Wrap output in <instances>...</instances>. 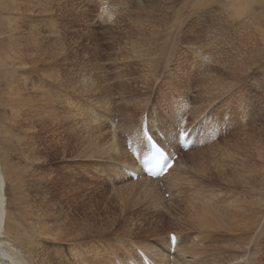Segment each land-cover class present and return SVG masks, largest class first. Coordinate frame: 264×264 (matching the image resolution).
Returning <instances> with one entry per match:
<instances>
[{
  "label": "rangeland",
  "instance_id": "rangeland-1",
  "mask_svg": "<svg viewBox=\"0 0 264 264\" xmlns=\"http://www.w3.org/2000/svg\"><path fill=\"white\" fill-rule=\"evenodd\" d=\"M211 1L0 0V16H3V19L0 18V56L4 55L5 59L12 46L4 31L13 22L18 27L15 33L20 32L14 45H19L25 51L24 62L28 66L21 70L29 73L28 81H34L37 88L45 91L48 81V87L49 84H55L52 74L56 72L63 78L64 83L67 81L69 84L60 93H64L80 106H67L66 109L59 107V111L65 114L64 133L60 129L46 134L49 145L46 153L50 156L51 165L50 170L44 173L53 174L51 176L61 174L66 181L76 182L75 189L79 187L77 193L80 200L76 209L65 211L71 214L73 212L71 217L78 219L84 227L85 235L79 239L80 246L76 249L84 257L94 258L95 262L92 264H106L110 255L112 264H139L138 252L143 250V243L164 251L163 249H168L167 234H176L177 230L181 233L185 231V235L181 234L183 242L178 247L180 250L185 244L188 245V240L198 237L196 246L203 254L194 259L197 264H229L230 261V264H264V208L256 203L258 209L262 208L261 214L256 216L258 222L254 223L251 230L241 233L243 224L251 226L249 217L240 218L241 210L232 207L233 198L230 194L216 188H205L200 182L201 179L206 182L208 177L212 183L217 184L223 174L221 172L230 170L225 168L223 160L227 159L222 153L226 149L232 151L234 140L242 141L247 138L237 135L238 131L234 130L238 120H242L240 114L237 110L233 114L232 110L227 112L232 125L227 133L226 125L221 126L224 117L218 115L217 137H214L213 127L200 124V117L196 120L201 109L205 110L201 115L202 119L208 115L212 120L209 112L212 113L219 102L230 101L233 99L230 97L233 92L236 95L241 92L242 99L251 105L248 112L254 124L252 127L243 124L245 127L237 128L241 132L264 135V0H241L242 5L248 6L244 13L226 6L230 0ZM13 2L20 4V10L14 15L16 19L10 20L7 17L12 14L7 9L13 8ZM153 21L156 22L155 25ZM149 22H152V26ZM163 32L176 36L178 34L181 41H175L174 51L162 55L154 49L162 47ZM176 36L173 37L174 40ZM148 62L150 66L151 62L157 63L153 68L149 67ZM6 69L10 71L7 70L0 76V121L10 129L12 114L7 95L4 96V81L10 79L13 69ZM50 75L52 78L48 77ZM38 80L42 82L41 85ZM220 86L225 87L222 92L217 90ZM30 89L28 93L32 98L33 91ZM236 102L234 100L231 103L237 109ZM105 104L110 108L105 107ZM134 105L137 106L136 113L130 109L136 107ZM89 108H92L90 112ZM222 110L219 108L216 112L221 114ZM127 113L134 116L132 119L137 129L141 122L143 124L146 121L147 115H157L165 125L172 123L171 127L173 124L184 127H190L191 124L202 125L201 127L204 125L205 141H199L192 147L191 155L182 168L191 177L190 188L186 187L188 191L184 197L174 198L160 182L157 185L158 193L156 189H152L153 191L146 194L138 184H130V180L128 182L127 168L122 169L121 174L126 180L122 179L118 171L121 160L117 163L112 154L106 153V149L113 132L124 149L123 140L128 138L124 129L128 124L123 116ZM178 118L181 121L175 123ZM188 129L191 130V127ZM196 133L198 137H202V132ZM141 138L142 135H139L138 140L142 141ZM2 145L5 151H14L12 154L15 157L14 153L19 148L17 139H2ZM179 148L177 150L181 152ZM127 157L129 160L128 152ZM13 162H18V167L24 166L20 157H15ZM7 163L4 159L3 164ZM258 171L259 174L264 173L259 169ZM238 172L240 169L230 170L226 173V179L234 184L240 177ZM242 174L247 176L248 172ZM5 175L8 211L16 221L24 223V214H29V210L20 204V180L10 167L5 169ZM174 178L175 175L172 180ZM161 182H165V179ZM222 185L225 187L227 184ZM195 186H199L197 190L200 192ZM223 199L225 202L219 204ZM178 200H182V203L177 204ZM204 201L206 207H202ZM221 204H228L230 207L227 214H240L239 218H235L238 226L232 227L233 223L230 221L228 228L222 229L224 236L215 234L219 232L213 229H198L194 225V219L188 217L192 213L197 214L196 212L201 214V210L209 206L210 216L214 217L215 209L226 207ZM189 209L196 212L191 213ZM58 224L54 222L51 226L58 227ZM68 229L70 228L67 227L64 232L61 228L57 229V235L68 232ZM54 244L66 250L68 257L73 255L63 244ZM68 244L70 245L67 243L64 246ZM131 250L135 252L134 255ZM173 251L174 247L169 244L168 255L173 260L167 264L175 261H178L177 264H185L189 261L180 258ZM147 257L159 264L152 256Z\"/></svg>",
  "mask_w": 264,
  "mask_h": 264
},
{
  "label": "bare ground",
  "instance_id": "bare-ground-1",
  "mask_svg": "<svg viewBox=\"0 0 264 264\" xmlns=\"http://www.w3.org/2000/svg\"><path fill=\"white\" fill-rule=\"evenodd\" d=\"M197 1H198L197 3H199V0ZM13 4L14 6L12 9H7L12 14L11 16L7 17V19H10V20L16 19L14 15H17L18 11L20 10V4L18 2L17 3L13 2ZM225 4L223 5L225 6ZM226 6H229V7L231 6L239 13H244V9L246 10V8L248 7V6L246 7L245 5H242L241 0H232V1L230 0V3L227 4ZM0 8H1V5H0ZM162 8L164 10V6ZM0 18L3 19V16H0ZM149 23H151V26H152V22H149ZM17 29H18L17 25H15L13 22L9 23V28H7V30L4 32L8 34V38L11 40L12 46L9 48V53L6 54L5 59L3 57L4 55L2 56L3 58L0 56V76L4 75L7 72L8 69L6 68L13 69L10 79L7 78V80L4 81L6 84V90L4 89L6 93L4 96L7 95L6 97L9 100L8 101L9 102L8 105L10 108L9 110L11 111V114H12L11 123L9 125L10 129L7 125L1 124V121H0V153L2 154V157L0 154V264H92V262H95L94 258H92L91 256L90 258H86L84 257L85 255L83 253H79L78 249H76V247L78 248L80 246V243H78V241H80L79 239H81L85 235L83 234L84 227L81 226L80 221L78 219L73 218L74 216L71 217L72 214L74 215L73 212L71 214L70 212L65 211L67 209L76 207L78 201L80 200V195L79 193H77L79 187L75 189L74 187L76 186L74 183L76 182L68 181V180L66 181V179H64L65 177L63 178L61 174L56 173L54 174V176H51L53 174L50 175V173L48 174L44 173L45 171L50 170L49 166L51 165L50 156L47 155L46 153V149H49L48 148L49 145H47V136L51 132H57L60 129H63L61 133H64L65 114L64 112L59 111L60 110L59 107L61 108L64 107V109H66L67 106H73L76 108H80V106H77V103L73 101L72 99L68 98L64 93H60V92H63V88H67L66 84L68 83L67 81H65L64 83L63 78H60L59 77L60 75L58 76L56 72L55 74H52V77L54 78L56 82L54 81L55 84L51 86L49 84V87L46 85L49 82L48 77L49 78H52V77L51 75L47 77L48 82L45 84L46 86L45 91L41 90V88H37L36 83H33L34 81L32 82L29 80L31 82L29 84V81H28L29 78H27L29 76V73L27 71L21 70L25 66H28V63L26 65L25 63L26 61L24 62V52L25 51L24 49H21L19 45L17 44L14 45V42L15 40H17L16 38L18 34L20 33V32L15 33ZM156 34H158V32H156ZM174 36H176V34L171 35L170 32H163V36L161 37V41H163L162 47L160 48L157 47L154 50L159 51V53L162 55L165 53L167 54L168 51H174L173 44H175V41L176 43L178 41H181V37L178 34L175 37V40L173 39ZM150 39L148 41H151ZM192 39L193 37L190 38V40ZM154 62L153 63L151 62V66H150V62H148L149 67L154 68L157 63V62L156 63ZM5 76H8V75H5ZM39 83L40 85L42 84L41 81H39ZM30 86L33 91L32 98L29 96V93H28V89H30ZM224 89L225 87L221 88L220 86L218 87L217 90L222 92ZM236 94H237L236 92L235 94L233 92L230 97L238 102L237 109L236 107L232 106L233 104L231 102L234 101L233 99H231L230 101L223 100L218 103L217 108L215 109L213 108L214 110L212 113L209 112V114L212 115V120L210 119L211 116H208V115L203 116V119H202L201 115L203 111H205L204 109L203 110L201 109L200 111H198L199 116L196 117V120L200 117L199 119L200 124H204L205 126H208V127H213L214 137H217V135L219 134V129L217 127L219 123L217 122L218 115H222L224 117L223 118L224 122L221 126L226 125L225 133H227L229 132L230 125H231V118L230 116L229 117L227 116V114H229L227 112L228 111L230 112L232 110L233 112L231 114H233L237 110L240 114V119L242 120H238V125L236 126V128H234V130L238 131L237 135L240 134L243 136H247V138L242 141H239L237 139L234 140L232 144V151L230 152L228 149H226L225 152L229 151L228 152L229 154L228 153L225 154V152L223 151L224 153H222V155L224 158L226 157L225 159H227V160H223L226 163V164L224 163V165H226L225 168L226 169L228 168L230 170L235 169V171L240 169V172L238 173L240 174L239 176L241 178L239 177L235 181V183L232 184L231 180L226 179V176H227L226 173H228L230 170H226L224 172H221L223 174H221L220 182L217 184L212 183L208 177H206V182L204 181V179H201V178H200L201 180L200 179L199 180L200 182L203 183L202 185H204L205 188L207 187L216 188L220 192L225 191L232 196V198L234 199L233 200L231 198L232 199L231 203L233 204L232 207H234L235 209L241 210L240 218L244 219L245 216L249 217V220L252 223L251 226L248 224H245V225L243 224L241 228V233H242L243 231L247 232V230H251V227L254 225V223L258 222V218L256 216L258 214H261L262 208H264V204H263L264 202V173L259 174V171H258L259 169L260 172H264V135H261L260 133H258L257 135L253 133L250 134L248 132L246 133L241 132L237 128L238 126L239 128L242 126L245 127V125H250L252 127L254 124V121L253 119L249 118L250 116H249L248 111L250 110L249 109L250 108L249 106H251L249 105L250 103L248 104L244 99H242L241 92H239L238 95ZM106 106L107 104H105V107ZM107 107L110 108L109 105ZM124 108H127V107L125 106ZM219 108L223 109L221 114H218L219 112H216L217 109ZM91 109L92 108H89L88 112H90ZM105 109H103V111H107ZM130 109L134 113H136L137 106L130 108ZM214 112L216 113L214 114ZM244 115H245V119H243ZM123 117L125 118L128 124L126 129H124V133L127 134V137L129 139L128 141H130L132 145L141 144L142 141L138 140V136L142 135L143 129L144 127H146L148 133H150L155 138L158 137L160 139L162 145H164V147L168 149L171 156H174L176 154L179 155L178 160L176 161L175 165L170 169L167 175L162 178V179H165V182H161L162 179L160 181H153L150 179H145L143 177H140V178L138 177L137 181L135 182H132L131 180L129 182V179H127L128 182L134 185L138 184V186H140V188L143 191H145L146 194L149 191H153L152 189H156L158 193L159 190L157 188V185L160 182L162 183V186H164V188L167 191H169L174 198L184 197V195H186V192L188 191L186 187L188 186L190 188L191 183L189 182V180L191 177H188L187 173L185 171L184 172L182 171L183 170L182 168L185 166L186 159L191 155L192 147L196 145L197 143H199V141H203V142L205 141L203 137L204 136L203 134H205V128H203L204 125L203 127H201L202 125L194 126L191 124L190 126L191 130L188 129L190 127L188 126L184 127L183 125L181 126L179 124H176L178 126L176 125L174 126L173 124V126L171 127L172 123L171 125H165L164 121L161 120L159 116L155 115L154 117L153 116L151 117L147 115L146 121L143 122V124L141 122V125L137 129L132 119L134 118V116H132L130 113H127ZM179 118L177 119V121L175 120V123L178 121H181L179 120ZM209 120H211L210 123H209ZM194 122H197V121L194 120ZM177 128L183 129V132L185 134L189 133L190 137L193 139V146L190 147L187 151L183 150L184 151L183 152L181 150V152H179L177 150V148H179V145L177 143L179 130H176ZM196 131H198L199 133L202 132V137L195 136ZM46 134L48 135L46 136ZM6 138L17 139L19 148L18 150L15 151L14 154L16 158L20 157L24 161V166L18 167V162L17 163L13 162L15 157L13 156L12 153L14 151L10 152V151L4 150V147L2 145V139H6ZM126 141H127V138L123 140V143L125 146L123 149L121 144L119 143V139L117 138V135L115 134V132H113L110 142H109L110 144L108 145V148L106 149V153L108 154L110 153V155L112 154V158H114L116 162L121 160V163H119L120 168H118V164L116 165L117 166L116 168L119 169L118 171H120V174L122 172V169L127 168L129 169L128 170L129 172H132L140 176L141 170L137 166V163L132 157V155L130 156V159L128 160V157H127L128 151L126 149ZM42 147L45 149H43ZM139 151L141 153V150ZM4 159L8 162L5 165L3 164ZM5 167L6 168L10 167L15 172L16 178L20 180L19 181L20 192H21L20 204L29 210V214H27V212H25L24 214L26 215L25 222H24L25 224L22 222L16 221L11 216V213L8 211V201H7L6 192H5L6 185H7ZM179 171H182V172H179ZM220 171H223V170H219V172ZM247 172H248V175L243 176L242 173L245 174ZM173 175H175L176 178L172 180ZM122 179L126 180V178H124L123 176H122ZM222 183H225L227 185L224 187ZM192 187L194 186L192 185ZM197 187L199 186H195L196 190L198 189ZM17 188L19 191V186ZM74 191H75V194L73 195ZM197 191L200 192V190H197ZM143 194L144 192L142 193V195ZM164 196H165V193H164ZM239 197H241V200H238ZM224 199L220 201L219 204L224 203L225 202ZM248 199H250V201ZM243 200L245 202H242ZM178 203L181 204L182 200L180 201L178 200L177 204ZM204 203H202L203 204L202 207H206L205 205L207 204L205 201ZM256 203H260V207L262 208L258 209V207L255 206L257 205ZM221 205L226 206V204H221ZM185 207L186 206H184L183 209H185ZM213 207L212 209H214ZM226 207H228V204ZM226 207L222 209H215L214 212H216L215 213L216 216L214 217L210 216V210L208 208H203V210H201L202 213L200 212L201 214H198V212H196L195 210H192L197 213V214H193L191 209H189V211H191L192 213V216H190L189 214H186V216L189 215L188 217H190L191 219L192 218L194 219L193 221L194 225L195 227L197 226L198 229L199 228H201V230L202 229H206V230L213 229L216 232H219L215 234L224 236L225 234L222 229H224V227H227V225L231 224L230 221H232L233 223L232 227L238 226L235 218H239L240 216V214H234V215L230 213L227 214V210L230 207L228 208ZM193 208H195V206ZM196 209H198L197 206H196ZM69 213H70V216H69ZM54 222L59 223L60 225L58 224L59 225L58 227L57 225L51 226V223L53 224ZM27 224H29V226ZM82 224H85V223H82ZM62 227H63V230H62ZM67 227L70 228L68 229V232L57 235V232L59 233L57 229L60 230L61 228V231L64 232L65 229H67ZM244 228L246 229L244 230ZM182 233L179 230H177V233H176L177 235L173 232L168 233L167 234L168 249H163L164 251L156 249L155 246H150V244L148 245V244L143 243V247H141L143 250H141L140 252L144 254L146 257L152 256L159 264H167L168 261L173 260V257H169L168 255L169 244L171 245L170 240H169V235L173 234L176 240L175 245L174 246L171 245L172 248L174 247L173 252L178 253L180 258L185 259V260L189 259L188 262H193V264H197L194 259L200 256L201 254H203L198 251V248L196 246V243H198V240H197L198 237L193 238L192 240H188V245L185 244L186 246L182 247L183 249L181 248L180 250V248L178 247L180 246V243L183 242L182 235H181ZM67 239H71L72 241H69ZM54 243H57L59 245L63 244V247L68 248V251L70 252V254L72 252L73 255H70L71 257H68L66 255L67 254L66 250H63L61 246H58V245L56 246ZM67 243H70V245L68 244V246H64V244H67ZM48 244L50 247L48 246ZM64 251H65V254H64ZM86 252L88 254L91 253L89 251H86ZM131 253L134 255L135 252L131 250ZM92 255H95V252ZM138 256L140 259L139 261L141 262L142 260L140 258V255ZM240 259L242 260V257ZM226 260H229V259L226 258ZM238 260L239 259H237V261ZM188 262H186L185 264H188ZM177 263L178 261H175V263H172V264H177ZM106 264H112V255H110V259ZM198 264H202V263L199 262Z\"/></svg>",
  "mask_w": 264,
  "mask_h": 264
},
{
  "label": "snow or ice",
  "instance_id": "snow-or-ice-1",
  "mask_svg": "<svg viewBox=\"0 0 264 264\" xmlns=\"http://www.w3.org/2000/svg\"><path fill=\"white\" fill-rule=\"evenodd\" d=\"M161 156H163V154H161ZM163 162H164L165 164H167V168H171V167H172L171 164H168V163H167V158H166V157L163 158ZM173 239H174V238H173Z\"/></svg>",
  "mask_w": 264,
  "mask_h": 264
}]
</instances>
